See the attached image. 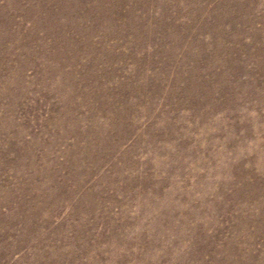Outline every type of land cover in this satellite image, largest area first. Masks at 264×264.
<instances>
[{
  "label": "rangeland",
  "instance_id": "obj_1",
  "mask_svg": "<svg viewBox=\"0 0 264 264\" xmlns=\"http://www.w3.org/2000/svg\"><path fill=\"white\" fill-rule=\"evenodd\" d=\"M0 264H264V0H0Z\"/></svg>",
  "mask_w": 264,
  "mask_h": 264
}]
</instances>
